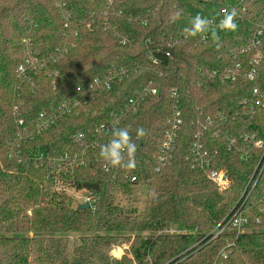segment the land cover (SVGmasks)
Segmentation results:
<instances>
[{"label": "trees", "instance_id": "1", "mask_svg": "<svg viewBox=\"0 0 264 264\" xmlns=\"http://www.w3.org/2000/svg\"><path fill=\"white\" fill-rule=\"evenodd\" d=\"M232 11L235 31H184ZM254 90L264 96V0H0V264H264ZM117 128L135 154L113 168L99 151ZM69 233L83 235L71 261Z\"/></svg>", "mask_w": 264, "mask_h": 264}, {"label": "clouds", "instance_id": "2", "mask_svg": "<svg viewBox=\"0 0 264 264\" xmlns=\"http://www.w3.org/2000/svg\"><path fill=\"white\" fill-rule=\"evenodd\" d=\"M213 21L200 15L195 16L190 21V27L185 28L191 36L201 35L206 33L212 26ZM221 31H235V12L227 13L223 19L216 25ZM218 38V37H217ZM143 134V129H137V136ZM135 154V145L131 140L129 130L127 128H117L112 132V138L108 143L100 146L99 158L110 165L111 167H120L127 157L131 162Z\"/></svg>", "mask_w": 264, "mask_h": 264}, {"label": "rangeland", "instance_id": "3", "mask_svg": "<svg viewBox=\"0 0 264 264\" xmlns=\"http://www.w3.org/2000/svg\"><path fill=\"white\" fill-rule=\"evenodd\" d=\"M65 191L66 195L70 198V206L72 208H76L78 205H85L86 203H90L91 201V195H89L85 190L81 191H75L71 187H67L65 184L60 185V183L54 182V181H48L45 185V191L47 193H53L58 191ZM145 189L141 188L138 190V195L141 197V199H144L145 197ZM117 203L119 206L127 209V204L124 200L118 198ZM181 231L180 226L177 224H171L169 228V233ZM135 235V232L132 230H129L125 233L123 239H120L121 237L116 236L117 238L115 240V243L112 245V247L108 250V253L111 255L114 259H119L124 253H128L132 246L133 236ZM141 235H145L142 233ZM59 236L58 234L55 235ZM66 239L67 245L65 248V257L67 260L71 261L75 256V250L76 247L81 242V237L83 236L81 233H69L63 235Z\"/></svg>", "mask_w": 264, "mask_h": 264}, {"label": "built area", "instance_id": "4", "mask_svg": "<svg viewBox=\"0 0 264 264\" xmlns=\"http://www.w3.org/2000/svg\"><path fill=\"white\" fill-rule=\"evenodd\" d=\"M213 29L216 28L215 25L212 24L211 26ZM237 68H239V66H237ZM251 75H249L250 77ZM155 93V92H153ZM255 96V106L264 109V96L263 95H259L257 90H254L252 93ZM179 114H177L178 116ZM177 123H180V120H177ZM174 139V134H172V131L166 132L165 136H164V140L162 143V151L167 150L170 147V144L173 142ZM210 179L212 181H214L215 183H217L219 186L224 187L226 185V181L224 179V176L222 173L219 174H212L210 176ZM90 205V203H88ZM246 220L245 219H236L235 217H232L230 220V223L233 227H240L241 225L246 224ZM223 229H221L219 231L222 232ZM217 234V233H216Z\"/></svg>", "mask_w": 264, "mask_h": 264}, {"label": "water", "instance_id": "5", "mask_svg": "<svg viewBox=\"0 0 264 264\" xmlns=\"http://www.w3.org/2000/svg\"><path fill=\"white\" fill-rule=\"evenodd\" d=\"M88 206H89V204H85V205H82L81 207H80V209H86V208H88Z\"/></svg>", "mask_w": 264, "mask_h": 264}]
</instances>
